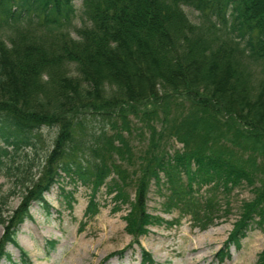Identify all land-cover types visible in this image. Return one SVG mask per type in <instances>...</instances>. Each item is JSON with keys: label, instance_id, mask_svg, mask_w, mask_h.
I'll list each match as a JSON object with an SVG mask.
<instances>
[{"label": "trees", "instance_id": "16d2710c", "mask_svg": "<svg viewBox=\"0 0 264 264\" xmlns=\"http://www.w3.org/2000/svg\"><path fill=\"white\" fill-rule=\"evenodd\" d=\"M81 5L78 13L74 0H0V174L20 197L7 210L0 195V260L11 258L7 243L18 246L15 233L32 202L48 210L44 192L63 190L67 176L92 187L87 213L98 211L95 193L110 178L114 210L128 206L125 230L135 240L149 225L183 216L205 229L231 213L234 189L248 188L253 196L240 200L216 253L222 261L248 231L264 228V0ZM181 92L191 110L171 101ZM215 111L226 115V129ZM161 114L181 148L169 150L170 136L156 130ZM143 125L149 134L138 149L131 140ZM44 128L55 131L49 144ZM152 183L162 209L177 218L147 211ZM64 195L70 204L71 192ZM141 258L153 262L144 249ZM255 264H264V247Z\"/></svg>", "mask_w": 264, "mask_h": 264}, {"label": "rangeland", "instance_id": "374dc122", "mask_svg": "<svg viewBox=\"0 0 264 264\" xmlns=\"http://www.w3.org/2000/svg\"><path fill=\"white\" fill-rule=\"evenodd\" d=\"M77 12L82 8L81 0H74ZM193 19L195 12H189ZM79 19L76 20L78 22ZM79 24V23H76ZM187 98V99H186ZM186 93H178L171 98L177 105L185 103L192 109V101L188 100ZM136 104L140 110L143 106ZM137 112L141 114V111ZM184 113H188L184 111ZM213 117L221 123V129H226L222 124L226 115L215 111ZM153 120L157 131L161 130L167 136L168 149L181 148L182 143L169 133L171 121ZM133 126H142L138 117L129 115ZM97 126L98 123L95 122ZM223 125V126H222ZM95 130V126L90 127ZM150 128V127H149ZM100 130V129H98ZM141 131V130H139ZM143 135H135L131 143L141 149L145 137L149 134L147 127ZM55 131L43 130L45 144H49ZM110 178L98 188L94 201L98 204V211L88 212L87 207L92 195V187L80 182L73 183L65 176L62 183L63 190L54 185L44 193V206L33 202L29 208L30 218L17 227L15 240L18 247L8 243L5 249L10 253L11 260L3 258L0 264H24L21 261L19 247L26 251L31 264H141V250L150 254L152 264H255L258 255L264 247V228H254L248 231L247 236L241 241V247L229 248V257L219 260L216 253L223 246L237 218L240 200L251 199L253 193L248 188H236L231 193L232 211L228 216L215 218L207 228L201 229L192 224L189 216L180 218L179 223L167 224L165 221L148 226L149 231L135 238L125 230L124 215L128 211L127 205H119L112 201L113 193L107 192L106 184ZM10 181L0 174V195H7V204L4 209H16L20 202L18 194H9ZM64 191L71 192L70 204ZM202 194L203 190H201ZM133 196L134 189L130 188ZM163 196L156 192L154 184L150 185L147 211L153 215H160L166 220L177 218V212H165L162 208ZM3 207V206H2ZM7 212H4L6 215ZM4 234V226L0 224V238ZM56 241L52 246L50 241Z\"/></svg>", "mask_w": 264, "mask_h": 264}, {"label": "clouds", "instance_id": "9594fccd", "mask_svg": "<svg viewBox=\"0 0 264 264\" xmlns=\"http://www.w3.org/2000/svg\"><path fill=\"white\" fill-rule=\"evenodd\" d=\"M113 46H115V45H113Z\"/></svg>", "mask_w": 264, "mask_h": 264}]
</instances>
